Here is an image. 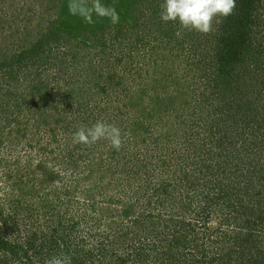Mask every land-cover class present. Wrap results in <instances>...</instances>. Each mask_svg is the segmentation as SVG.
Masks as SVG:
<instances>
[{"label": "rangeland", "instance_id": "374dc122", "mask_svg": "<svg viewBox=\"0 0 264 264\" xmlns=\"http://www.w3.org/2000/svg\"><path fill=\"white\" fill-rule=\"evenodd\" d=\"M99 1L96 3L99 4ZM136 1L144 0H113L111 4L115 11L112 16L121 15L126 7H133ZM92 3H83L73 18L79 21L81 19L86 28H95L100 34L99 43H106L105 48L100 46L96 50L99 45L87 48L83 46L85 44H79L72 39L60 49L54 50L50 59L53 66L47 68V71L42 70L39 76L43 81L47 77L58 78L64 84L67 82L65 85L70 89L67 91L55 83V86L63 89L61 92L48 86L39 89L36 102H32L36 103L38 109L35 119L24 113V116L14 121L10 111L0 108V228H4L5 222L2 221L8 216V219L12 218L9 221L13 228L2 229L8 235L11 233L7 229L17 231L23 220H29L30 227H35L39 234L41 230L49 233L50 226L55 225L53 217L59 220L65 215L69 218L78 217V220L84 223L82 228L85 230L84 236L78 238V246L83 247L85 244L86 248L93 247V260L99 263L105 257L114 261L127 258L131 253L132 243L135 246H145L146 249L144 232L138 227H133L131 222L149 210L155 214L158 210H155L154 205L149 206L144 194L141 195L140 201L128 200L125 194H122L123 192L128 195V190L138 188L132 190L130 187L145 183V175L142 176L143 181L138 178L137 173H143L145 168L148 174L152 175L153 182L160 183L162 180L171 185L173 199L178 203L186 198L190 200L186 197L188 192H191V195H198L200 192L206 195L205 191L211 189L210 191L217 194L220 188L216 182L203 189L204 183L212 173H223L224 168H229L227 176L231 178L224 181L221 176L218 181L222 180L225 188L229 183L235 185L233 182L236 179L230 175V168L236 166V151L240 153L243 152L242 149H255L254 154L257 156L258 151L264 149V116L259 115L255 122L248 124L251 117L248 121L240 120L242 115L237 114L236 109L233 115L234 120H239L236 121L237 125L232 120V112L221 113L222 101L219 100L212 104L214 117L209 116L211 107L206 108L204 103L200 105L201 108L195 110V100L191 98L194 96L192 88L199 86L196 81L203 82V74L197 70L199 63L191 65L190 62H200L199 55L205 52L212 55V42H207L205 49L201 48L200 42L198 49L192 47L183 51V48H175L174 57L167 62L160 59L159 69L154 71V68L143 65L150 62L143 54V51L150 53L151 49V35L147 34L150 27L148 23L143 20L139 23L142 25L139 44H136L134 38L138 36L133 35L130 30L127 34L123 33L119 40H111L114 38H111V29L106 30L103 35L104 24H88L90 15L93 14L89 7ZM64 6L61 0H0L1 54L9 53L11 56L19 43L29 44L33 39L37 41L44 38L50 32L48 26L51 22L57 17H63ZM96 8L102 12L98 5ZM166 28L162 29L161 35L173 42V31L170 26ZM181 33L187 34L188 38L194 33L200 35V32L184 28ZM257 37L264 42V28ZM86 42V45L92 43L87 39ZM174 45L171 44L169 49ZM159 49L157 48L155 57L162 55L158 54ZM125 51L131 57L124 53ZM168 51L165 50L167 55L170 54ZM96 52H99L98 56ZM122 53L125 56L123 62L120 60ZM196 55L197 59L194 58ZM72 57L75 60H70ZM208 60L210 56L207 57ZM61 61L66 64L61 66ZM174 65L179 67L177 74L171 71ZM65 68L72 72L69 76L65 75ZM140 69L141 78L138 76ZM169 72L171 77H167ZM11 87L15 96L17 93L20 95L18 87ZM111 87L118 88L112 90ZM67 92H71V96L65 102L62 99ZM3 93L0 90V101L4 97ZM79 93L81 97L77 99ZM32 108L35 109V106ZM97 122L115 126L120 130L122 142L119 149L114 148L107 139L88 144L74 142L75 132L81 128L86 130ZM238 128H243L244 136H237L241 132H237ZM251 130H257L260 138L253 140L249 134ZM217 142H224L222 150L225 146L229 147L225 154L217 149ZM220 151L222 157L218 158ZM187 175L190 179L186 180L188 187L184 188L182 183L176 180H184ZM253 181H257L255 189L260 191L264 198V185L257 177H253ZM20 183L23 184L19 187ZM212 187L217 188L213 190ZM14 190H18L23 195V202L28 201L30 205L32 200L28 197V192H33L39 199H36L35 203L42 204V207L34 203L28 208L21 205L23 211L21 207L16 208L14 201L12 202ZM56 192L62 196L59 200L55 196ZM50 193L52 197L48 196ZM200 197L202 196L194 197V208L198 206ZM50 203L54 210L50 209ZM178 211L179 208H174V215ZM227 211L220 204L208 209V231L200 228L202 233L198 242L206 248L205 252L201 253L205 257L199 256L204 264H221L224 254H228L231 264H248L247 260L243 261L236 253H228L236 233L243 227L240 226L243 225L240 223L243 216L239 212L232 216ZM224 215L238 217L237 220L233 218L230 229L221 224ZM259 227L252 231L264 228ZM133 237H137L134 242ZM261 246L264 249V242ZM146 255H149L147 249ZM160 263L161 261L153 262L151 256L146 262Z\"/></svg>", "mask_w": 264, "mask_h": 264}, {"label": "trees", "instance_id": "16d2710c", "mask_svg": "<svg viewBox=\"0 0 264 264\" xmlns=\"http://www.w3.org/2000/svg\"><path fill=\"white\" fill-rule=\"evenodd\" d=\"M97 1L99 0H61L63 6L65 5L62 13L63 17H57L51 22L48 26L50 32L46 33L47 35H44V38L37 39V41L33 39L29 44L28 42L19 43L18 48L15 49L16 51L11 56H9V53L1 54L0 51V90L4 92V97L0 101V108L10 111L12 120H18L21 116H24V113L33 119L38 116L37 105L32 102H36L39 96V89L48 86L61 92L63 89L55 86V84L64 87L67 91L70 89L66 87V81H64L66 82L64 84L58 78L47 77V80L45 79L44 81L39 78L42 70L43 72L47 71V68L53 66L50 59L54 50L60 49L72 39L79 44H85L83 46H87V48L97 45L99 46L95 48L96 50L100 46L105 48L106 43H99L100 34L96 32L95 28L90 26L86 28V24L81 19L79 21L73 18L74 14L79 12L78 8L83 3L91 2L93 3L89 7L93 10V14L90 15L88 24H104L103 35L106 30L111 29L109 30V32H112L111 38L114 37L111 40H119L123 33L127 34V31L130 30L133 35L138 36L134 38L136 44H139L140 26H142L139 23L142 20L148 23L150 27L147 34L151 35L149 37L151 49L150 53L143 51V54L150 62H145L143 65L154 68V71L159 69L158 61L160 59L167 62L174 57L175 48H183V51L192 47L198 49V43L200 42L199 44L202 43L201 48L205 49L206 43L209 42L211 44L210 42H212L214 47H208L209 49L212 48V55L208 54L209 52H205L203 55H199L200 62H190L191 65L199 63L197 70L203 74V82L196 81L199 86L192 88L194 96L191 98L195 100V106L193 105L195 110L201 108L200 105L204 103L207 106L206 108L211 107V110L208 109L211 112H208L209 116L214 117L215 112L212 104L214 101L219 100L222 101L220 103L222 106L220 108L221 113L232 112V120L237 125L236 121L239 120H234L235 115H233L237 110V114L242 115L240 120L248 121L251 117L248 124L255 122V118L259 117V115L264 116V42L257 37V35H261L262 28H264V0H236L232 15L227 18L218 17L213 21L210 32L206 34L200 33V35L194 33L191 38H188L185 33L180 34L182 27H180L178 22L165 23L161 20V6L164 0L136 1L133 7H126L121 15L116 16L114 14V17L112 14L115 10L112 9L113 4H111L113 0H102L99 1V4L96 3ZM97 5L102 9V12L96 8ZM119 5L121 6L122 4ZM146 18L149 19L147 20ZM168 26L173 31V42L166 40L161 35L162 29L168 28ZM102 38L104 40V37ZM86 39L92 43L86 45ZM173 43L175 45L172 49H169V46ZM126 46L128 47L129 43ZM157 48H160L158 54H162V57L159 55L155 57ZM167 49L169 50V55L165 52ZM124 53L128 54L126 51ZM95 54L98 56L99 52ZM120 56V60L123 62L125 56L123 53ZM209 56L210 60L207 61ZM194 58L197 59V55ZM70 60L75 59L72 57ZM60 63L61 66L66 64L65 61ZM142 69L139 70V77ZM178 69V65H174L171 71L177 74L179 72ZM64 72L67 76L72 73L67 68L64 69ZM171 76L169 72L167 77ZM117 79L122 81L120 78ZM110 80L112 81L113 79L111 78ZM47 83H52L53 85H48ZM14 85L18 87L17 91L20 92V95L16 92L17 96H15L11 90V88L13 89L11 86ZM117 88L111 87L112 90ZM70 93L67 92L62 100L66 102L71 96ZM13 94L14 96H12ZM80 97V93L79 95L77 94L76 98L79 99ZM33 106H35V109L32 108ZM14 121H11V123ZM227 127L229 128V125ZM225 129L228 130L227 128ZM238 130H241V132L237 136L242 137L245 135L243 128H238L237 132ZM249 134L253 140L260 138V133L257 130H251ZM223 145H225L224 142L216 143L217 149L220 150H222L221 146ZM228 148L225 146V149L222 150L223 154ZM242 150L243 152L240 153L236 151L238 155L236 166L235 168H230L232 171L230 175L235 176L236 179L233 182L235 185L229 183L225 188L223 183H221L222 180L218 181L221 176L224 181L231 178V176H227L229 175L227 173L229 168H224L223 173H212L209 180L206 179L208 181L204 183L205 186H203L204 189L209 184L216 182L220 188L219 193L216 194V192L210 191L211 189L205 191L206 195L202 194V192L198 193V195H194L195 193L191 195V192H188L186 197L190 198L189 201L187 198L180 201V203L175 201L171 185L162 182V180L160 183L153 182V179H151L152 175L148 174L147 169L144 168L143 173L136 174L142 180V176L145 175V183L130 187L132 190L138 188L133 191L128 190V195L123 192L122 194H125L128 200L131 199L133 201H140L141 195L144 194L149 206L153 207L154 205L155 210H158L157 214L149 210L148 213L141 214V217H137L131 222L133 227H138L144 232L145 236L143 238L144 242L147 243L146 249L149 251V255L145 256V246H135L132 243L131 253L127 258H118L117 261H114L105 257L102 262L97 263L93 260L95 256H93V247L86 248L83 241V247L78 246L80 242L78 238L84 236L83 231H85L82 228L84 223L78 220V217L70 216L69 218L68 215H65L68 216L66 219H64L65 216H62L59 220V218L56 219L51 215L55 224L50 226L51 232L47 233L48 231L41 230L40 234L37 233L35 227H30V224H28L29 220H23L21 221L22 226L17 228V231L7 229L11 233V235H8L5 230L2 231L5 227H12L9 221L12 218L9 217L8 219L7 216L2 221L3 223L5 222L4 228H0V264H47L54 257L65 261V264H146L150 256L153 262L161 261L160 264H204L199 258V256L205 257L201 253H204V249H206L204 245L198 244L202 233L200 228L205 229V232L208 231L207 226L210 222L208 209L219 204L224 207V210L229 211H227L229 215L232 214L233 216L236 212H239L243 216L241 218L242 221L239 219L240 223H243L240 226L243 227L236 233L233 239L234 243L229 248L228 253H236L243 261L247 260L248 264H264V249L261 246L264 242V228L252 231L260 228L259 226H264V198H262L261 192L255 189L257 181L252 182V178L257 177L258 181L264 185V149L258 151L257 156L254 154L255 149ZM221 154L220 151L218 158L222 157ZM188 179H190L189 175L184 180L176 181L182 183L183 187L186 188L188 183L185 184V182ZM22 184L20 183L18 186L20 187ZM157 184L159 185L156 186ZM212 188L215 190L217 187ZM195 192L197 193L198 191ZM13 193L15 195H13L12 202L14 201L16 208H20L21 205H25V208L31 207L37 199L36 194L29 191L28 197L32 200V205H30L28 201L23 202V195L18 190H14ZM15 196L16 199H14ZM48 196L52 197L51 193ZM55 196L57 200L60 197L62 198L58 192L55 193ZM195 196H202L200 201L197 202L198 206L196 208L193 207L196 204ZM34 205L42 207V204L39 203ZM44 208L49 209L48 207ZM174 208H179V211L175 213L176 217H174L173 213ZM50 209L54 210L51 203ZM21 210L23 211L22 207ZM227 213L226 215H228ZM231 217L225 216L222 219L223 223L221 224L228 229L231 228L233 218L235 220L238 219L237 216ZM7 222L8 224H6ZM12 235L14 238L11 237ZM136 239L137 237H133V242ZM222 257L221 264H231L230 260H228V254H224ZM224 257H226L225 260Z\"/></svg>", "mask_w": 264, "mask_h": 264}, {"label": "clouds", "instance_id": "9594fccd", "mask_svg": "<svg viewBox=\"0 0 264 264\" xmlns=\"http://www.w3.org/2000/svg\"><path fill=\"white\" fill-rule=\"evenodd\" d=\"M235 6L236 0H164L160 18L165 23L178 22L184 29L206 34L211 31L214 20L229 17ZM73 139L76 143L85 144L107 139L116 149L122 142L120 130L103 122H97L86 130L81 128L73 134ZM47 264H65V261L54 257Z\"/></svg>", "mask_w": 264, "mask_h": 264}]
</instances>
